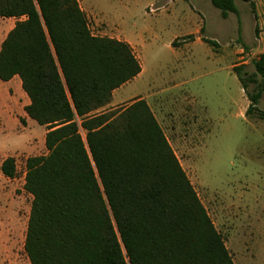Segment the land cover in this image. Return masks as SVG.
I'll return each instance as SVG.
<instances>
[{
	"label": "trees",
	"instance_id": "1",
	"mask_svg": "<svg viewBox=\"0 0 264 264\" xmlns=\"http://www.w3.org/2000/svg\"><path fill=\"white\" fill-rule=\"evenodd\" d=\"M210 1L222 19L238 16L234 0ZM0 18L18 20L0 46V81L18 77L26 116L47 128V154L25 163L29 263L234 264L148 104L99 112L141 73L130 45L93 36L77 0H0ZM252 66L232 69L246 116L264 93V53ZM0 172L14 179V158Z\"/></svg>",
	"mask_w": 264,
	"mask_h": 264
},
{
	"label": "rangeland",
	"instance_id": "2",
	"mask_svg": "<svg viewBox=\"0 0 264 264\" xmlns=\"http://www.w3.org/2000/svg\"><path fill=\"white\" fill-rule=\"evenodd\" d=\"M234 2L238 16L227 19L210 0L78 4L90 33L130 43L143 69L121 87V103L99 112L145 98L233 263L264 264V93L257 112L246 116L249 102L232 71L244 67L252 74V61L264 53V0ZM7 32L1 31L0 42ZM257 89L248 84L250 93ZM0 92V165L12 157L17 171L14 179L0 172V264H30L24 252L32 201L23 189L25 163L47 154V128L20 116L25 96Z\"/></svg>",
	"mask_w": 264,
	"mask_h": 264
},
{
	"label": "crops",
	"instance_id": "3",
	"mask_svg": "<svg viewBox=\"0 0 264 264\" xmlns=\"http://www.w3.org/2000/svg\"><path fill=\"white\" fill-rule=\"evenodd\" d=\"M77 2H79V0H77ZM0 20H2L3 22H4V27L2 28V29H0V33H1V31L3 30V29H6V28H8V32L14 27V25H15V23L18 21L17 19H14V18H10V19H2V18H0ZM12 20L14 21V25L13 26H11L12 25ZM7 32V33H8ZM7 35V34H6ZM6 35H5V37H6ZM5 37H4V39H5ZM3 39V40H4ZM3 40L0 42V46H1V43L3 42ZM116 40H119V39H116ZM119 41H123V42H126L127 44H129L130 45V43H128L127 41H125V40H119ZM130 47H131V45H130ZM132 48V47H131ZM136 57V56H135ZM140 63V62H139ZM140 66H141V63H140ZM142 73H143V69L141 68V73L136 77V78H134L132 81H134V80H136L137 78H139L141 75H142ZM131 82V81H130ZM5 84L4 85H2V84H0V88H5V89H7V90H12L13 92H15L16 94H18L20 97L21 96H25V98H26V103H25V106H27L28 104H29V99L27 98V96H26V94L23 92V90H22V88H21V82H20V79L18 78V77H14L12 80H10V81H8V82H4ZM129 83V82H128ZM127 84V83H126ZM126 84H124V85H126ZM123 85V86H124ZM4 86V87H3ZM122 87V86H121ZM121 87L120 88H118V89H116L114 92H113V94H112V100H111V103L108 105V106H115V105H117V104H119V103H121L123 100L122 99H119V97L117 96V94L120 92V89H121ZM1 93V92H0ZM22 94H24V95H22ZM116 96H117V100H115L116 99ZM134 98H136V99H142V100H144L145 101V98H142V97H134ZM133 99V98H132ZM136 99H134V100H136ZM133 100V101H134ZM146 102V101H145ZM24 106V107H25ZM248 106V105H247ZM24 107H23V112H24ZM152 111V110H151ZM246 112V111H245ZM244 112V113H245ZM153 113V112H152ZM243 113V114H244ZM24 114H25V112H24ZM23 119L24 118H28L27 116H26V114L25 115H20ZM243 117H244V115H242ZM245 118V117H244ZM28 120H30L29 118L28 119H26V122L28 123ZM157 120V119H156ZM158 122V121H157ZM2 163V162H1Z\"/></svg>",
	"mask_w": 264,
	"mask_h": 264
}]
</instances>
